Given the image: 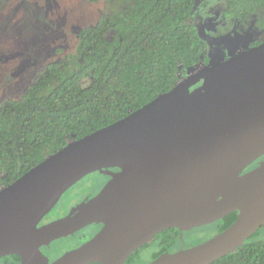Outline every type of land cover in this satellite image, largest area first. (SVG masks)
<instances>
[{
	"label": "water",
	"instance_id": "1",
	"mask_svg": "<svg viewBox=\"0 0 264 264\" xmlns=\"http://www.w3.org/2000/svg\"><path fill=\"white\" fill-rule=\"evenodd\" d=\"M263 155L264 42L212 61L1 188L0 258L125 264L165 230L191 231L237 212L235 223L212 239L150 263L213 264L264 227V163L246 172ZM104 170L111 180L94 199L42 224L72 187ZM94 224H103L96 236L55 261L40 251Z\"/></svg>",
	"mask_w": 264,
	"mask_h": 264
},
{
	"label": "trees",
	"instance_id": "2",
	"mask_svg": "<svg viewBox=\"0 0 264 264\" xmlns=\"http://www.w3.org/2000/svg\"><path fill=\"white\" fill-rule=\"evenodd\" d=\"M117 1V5H127L128 9L81 29L73 53L47 65L22 98L11 99L0 107V189L69 142L126 118L169 92L191 70L202 63L210 64L209 47L189 20L199 1L208 4L213 0ZM215 1L224 5L226 18L242 21L257 16L264 26V0ZM101 176L97 171L90 178L98 184ZM92 190L94 193L95 186ZM53 214L54 210L42 224L56 220ZM237 219L238 213L234 212L199 228H213L216 236ZM101 225L90 226V234L82 230L68 237L88 240ZM263 231L264 227L243 248L213 264H264ZM190 233L172 228L159 234L153 244H147L153 249L150 263L168 251L187 248L184 243ZM50 244L40 250L54 253ZM142 250L126 264H138ZM21 261L19 255L0 258V264Z\"/></svg>",
	"mask_w": 264,
	"mask_h": 264
},
{
	"label": "rangeland",
	"instance_id": "3",
	"mask_svg": "<svg viewBox=\"0 0 264 264\" xmlns=\"http://www.w3.org/2000/svg\"><path fill=\"white\" fill-rule=\"evenodd\" d=\"M117 2L0 0V107L11 99L22 98L47 65L60 62L65 56L73 53L77 48L81 29L95 25L104 16L128 9L127 5H117ZM209 2L211 5L208 6L204 1H199L189 21L197 26L207 46L210 48L212 45L211 61L225 60L250 48L256 38L252 34L245 35L240 27L226 28L224 24L219 23L216 19L219 12L223 11L224 5L215 0ZM200 69L198 67L191 70L187 77ZM84 84L88 85V81ZM96 183V180L89 177L67 193L54 208V217L59 219L60 216L64 217L66 213L78 208L85 197L93 193L92 186ZM214 235L213 228H198L186 237L184 246L188 248L198 245L212 239ZM88 240L83 236L60 238L57 242L54 241L56 243L50 244L49 248L54 253L49 255L60 256ZM152 253L153 249L150 247L143 249L139 254L138 264H149Z\"/></svg>",
	"mask_w": 264,
	"mask_h": 264
},
{
	"label": "flooded vegetation",
	"instance_id": "4",
	"mask_svg": "<svg viewBox=\"0 0 264 264\" xmlns=\"http://www.w3.org/2000/svg\"><path fill=\"white\" fill-rule=\"evenodd\" d=\"M211 5V4H208V6ZM213 5V4H212ZM203 8H208V7H203ZM225 10L223 9V11H220L219 12V17L218 19L216 20H219L218 22L224 24L227 27H232V26H237V27H240L242 29V31L245 33V35H250L252 34L256 39L254 41V43L252 44L251 47H254V46H257V45H260L264 42V37H263V34H264V26H263V22L262 20H260L257 16H254V17H250L249 19H245V20H235V19H231V18H226L222 12H224ZM216 15V14H215ZM212 46V45H211ZM211 46L209 48V57H210V63L212 62L211 61V56H212V53H211ZM228 59V58H227ZM210 65V64H209ZM208 66V64L206 65L205 63H202L199 67L202 69L203 67H206ZM196 71V70H195ZM200 86V84H196L192 87V90H195L196 88H198ZM261 160H263V162H260ZM264 163V155L262 157H260L258 160H256L247 170L246 172L248 171H251L257 167H259L260 165H262ZM120 169H117L116 171H119ZM100 172V174L102 175L101 177L102 178V181L100 179V181H98L99 183L95 185V192L93 194H89L88 196L85 197V199L79 204V207L78 208H75L73 211H70L68 212V214L66 215H69V214H72V213H76L77 211H79L81 208H83V205L89 201H91L92 199H94L103 189L104 187L107 185V183L111 180V176L108 174V170H104L103 172L101 171H98ZM96 173V172H95ZM95 173H92V174H95ZM89 175L87 176L86 178H84L82 181H80L78 184H76L74 187H72L70 190L76 188L80 183H82L85 179L89 178L92 176ZM103 180H105V182L103 183ZM69 192V191H68ZM67 192V193H68ZM66 193V194H67ZM65 194V195H66ZM60 203V202H59ZM58 203V204H59ZM44 222V221H43ZM46 223V221H45ZM92 226V225H90ZM90 226L82 229V230H87V232L91 233V230L89 229ZM103 228V225L100 226L99 230L96 232V234L94 236H96L100 230ZM196 229V228H195ZM81 230V231H82ZM194 230V229H193ZM192 231V230H191ZM79 232V231H78ZM95 232V231H94ZM187 232V231H186ZM77 233V232H76ZM75 234V233H74ZM161 234V233H160ZM159 235V234H158ZM157 235V236H158ZM93 236V237H94ZM157 236L154 238V240L150 243H147V244H153V242L155 241V239L157 238ZM91 237V238H93ZM90 238V239H91ZM203 243V242H202ZM147 244L142 247L141 249H146L147 247ZM82 244H77V246H80ZM75 248V247H74ZM149 247H147L148 249ZM140 250V249H139ZM138 250V251H139ZM41 251V250H40ZM137 252V251H136ZM63 254H61L60 256H62ZM133 255V254H132ZM53 256V255H52ZM51 256V261H55L56 259H58L60 256H56V257H52ZM126 264V263H125Z\"/></svg>",
	"mask_w": 264,
	"mask_h": 264
}]
</instances>
